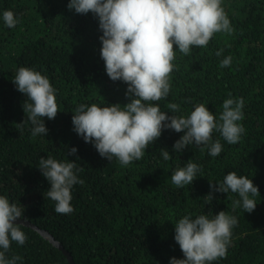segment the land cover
<instances>
[{"label":"trees","instance_id":"trees-1","mask_svg":"<svg viewBox=\"0 0 264 264\" xmlns=\"http://www.w3.org/2000/svg\"><path fill=\"white\" fill-rule=\"evenodd\" d=\"M69 0H0V195L17 203L29 221L50 234L66 250L73 264H169L184 255L175 241V222L185 215L209 218L221 210L237 218L226 258L211 264H264V0H222L233 32L215 33L206 47H192L187 56L174 45V69L166 98L151 102L167 115L187 117L203 103L219 122L223 102L244 100L245 132L222 144L212 157L206 146L195 144L173 149L183 135L163 129L139 161L122 166L117 158L101 157L93 143L74 130L72 116L81 105L130 102L128 85L113 81L101 58L103 34L98 17L77 14ZM14 12L18 23L9 28L3 12ZM220 56L216 55L221 50ZM231 56L228 67L220 62ZM30 67L46 76L55 88L59 110L54 119L44 117L47 134L33 136L23 110L27 99L13 79L19 67ZM169 103L180 105L172 113ZM25 122L20 127V123ZM72 147L77 152L69 155ZM162 151H168L165 160ZM76 163L83 184L71 189L70 214L54 211L47 197L50 182L38 168L41 157ZM79 158V159H78ZM188 162L199 166L191 185L176 187L172 174ZM229 172L247 176L258 186L256 207L249 213L233 208L238 193L213 192L210 181L220 183ZM24 245L12 242L7 256H21L17 264H72L49 239L27 225Z\"/></svg>","mask_w":264,"mask_h":264},{"label":"clouds","instance_id":"clouds-1","mask_svg":"<svg viewBox=\"0 0 264 264\" xmlns=\"http://www.w3.org/2000/svg\"><path fill=\"white\" fill-rule=\"evenodd\" d=\"M69 10L77 14L91 12L98 17L102 35L100 50L105 62L106 73L113 81L122 80L128 87L126 96L130 102L99 106L92 103L79 105L72 116L73 130L85 142L93 143L101 157L109 161L117 158L122 166L139 161L145 150L162 134L163 129L183 132L174 143L175 151L195 144L208 148L209 155L218 156L222 151L220 141L213 140L217 131L229 144L240 141L245 132L243 98L233 99L229 93L223 102L219 122L203 103H199L187 117L167 115L159 105L151 103L166 98L170 91V74L174 69L175 49L185 56L192 47H206L215 33L231 34L233 28L222 7V0H69ZM3 21L9 28L18 20L11 10L3 12ZM223 49L216 52L222 54ZM231 56L220 62V67L231 64ZM18 91L27 97L23 110L32 125V135H46L48 129L44 117L54 119L59 107L55 88L49 79L30 67H19L13 79ZM172 113L178 112L180 105L169 103ZM25 119L19 124L22 128ZM77 152L72 147L69 155ZM165 160L170 159L168 151H162ZM79 159V158H78ZM38 168L50 182L47 197L55 202L54 211L70 214L74 211L71 200L73 185L84 181L79 179L76 163L60 162L47 156L41 157ZM200 168L188 162L171 176L176 187L191 185ZM211 191L206 200L213 199V192L238 193L233 208L242 207L251 213L256 207L255 197L259 189L252 179L229 172L220 183L210 181ZM25 207V206H24ZM24 207L10 203L8 197L0 195V264H17L22 257L7 253L12 242L24 245L27 236L22 230ZM238 223L235 216L219 211L209 218L201 214L192 218L185 215L175 222V241L179 244L184 258L172 257L169 264H211L226 258L231 242L232 228Z\"/></svg>","mask_w":264,"mask_h":264},{"label":"water","instance_id":"water-1","mask_svg":"<svg viewBox=\"0 0 264 264\" xmlns=\"http://www.w3.org/2000/svg\"><path fill=\"white\" fill-rule=\"evenodd\" d=\"M17 222H19V223H23L24 225H27V226H30L31 228H33V229H35L36 231H38L42 236H44L45 238L49 239L50 242H51L53 245L57 246L60 250H62V252L67 256L68 260L73 264V261H72V258H71V256H70V254H69L66 250H64L63 247H61V246H60V245H59V244L53 239V237H52L50 234H48L47 232H45V231L39 229V228L36 227L35 225L31 224L29 221H25V220L21 219V220H19V221H17Z\"/></svg>","mask_w":264,"mask_h":264}]
</instances>
